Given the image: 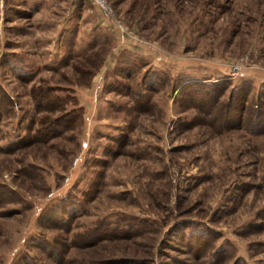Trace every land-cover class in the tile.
<instances>
[{"label":"rangeland","instance_id":"1","mask_svg":"<svg viewBox=\"0 0 264 264\" xmlns=\"http://www.w3.org/2000/svg\"><path fill=\"white\" fill-rule=\"evenodd\" d=\"M107 1L0 0V264H264V0Z\"/></svg>","mask_w":264,"mask_h":264},{"label":"built area","instance_id":"2","mask_svg":"<svg viewBox=\"0 0 264 264\" xmlns=\"http://www.w3.org/2000/svg\"><path fill=\"white\" fill-rule=\"evenodd\" d=\"M104 15L115 20V13L111 5L107 0H90ZM122 28V27H120ZM241 68L239 66H231L230 74L232 76L241 75Z\"/></svg>","mask_w":264,"mask_h":264},{"label":"trees","instance_id":"3","mask_svg":"<svg viewBox=\"0 0 264 264\" xmlns=\"http://www.w3.org/2000/svg\"><path fill=\"white\" fill-rule=\"evenodd\" d=\"M249 86L244 85L241 88L238 89V92L231 95L229 98V105H232L233 103H236L239 105V108H241L243 102L245 101V97L248 94Z\"/></svg>","mask_w":264,"mask_h":264}]
</instances>
